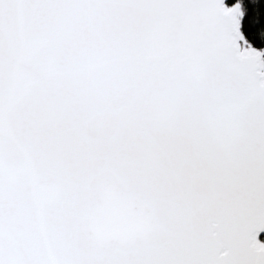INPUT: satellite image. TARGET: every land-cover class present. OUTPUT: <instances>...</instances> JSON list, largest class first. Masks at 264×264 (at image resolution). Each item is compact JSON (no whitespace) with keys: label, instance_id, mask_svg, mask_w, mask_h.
Returning a JSON list of instances; mask_svg holds the SVG:
<instances>
[{"label":"snow or ice","instance_id":"1","mask_svg":"<svg viewBox=\"0 0 264 264\" xmlns=\"http://www.w3.org/2000/svg\"><path fill=\"white\" fill-rule=\"evenodd\" d=\"M264 0H0V264H264Z\"/></svg>","mask_w":264,"mask_h":264},{"label":"water","instance_id":"2","mask_svg":"<svg viewBox=\"0 0 264 264\" xmlns=\"http://www.w3.org/2000/svg\"><path fill=\"white\" fill-rule=\"evenodd\" d=\"M264 236V232H261L258 236V239H260V237Z\"/></svg>","mask_w":264,"mask_h":264},{"label":"trees","instance_id":"3","mask_svg":"<svg viewBox=\"0 0 264 264\" xmlns=\"http://www.w3.org/2000/svg\"><path fill=\"white\" fill-rule=\"evenodd\" d=\"M260 240L264 242V236L260 237Z\"/></svg>","mask_w":264,"mask_h":264},{"label":"flooded vegetation","instance_id":"4","mask_svg":"<svg viewBox=\"0 0 264 264\" xmlns=\"http://www.w3.org/2000/svg\"><path fill=\"white\" fill-rule=\"evenodd\" d=\"M263 242V241H262Z\"/></svg>","mask_w":264,"mask_h":264}]
</instances>
